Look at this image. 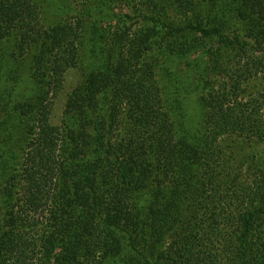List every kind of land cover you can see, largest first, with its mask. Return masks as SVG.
<instances>
[{"label":"trees","instance_id":"trees-1","mask_svg":"<svg viewBox=\"0 0 264 264\" xmlns=\"http://www.w3.org/2000/svg\"><path fill=\"white\" fill-rule=\"evenodd\" d=\"M171 1L186 12L199 4L191 29L222 37L239 27L264 53V0ZM42 14L38 0H0V43L9 37L18 53L38 51L18 69L45 89L13 107L26 145L2 129L0 264H264V86L243 95L264 76V56H248L230 85L211 87L192 123L186 90L160 93L152 73L132 66L139 46L122 39L133 52L125 73L103 66L77 81L54 125L48 96L81 61L85 29L45 28ZM148 36L141 43L152 52ZM110 121H118L116 143Z\"/></svg>","mask_w":264,"mask_h":264},{"label":"rangeland","instance_id":"rangeland-1","mask_svg":"<svg viewBox=\"0 0 264 264\" xmlns=\"http://www.w3.org/2000/svg\"><path fill=\"white\" fill-rule=\"evenodd\" d=\"M155 1L159 9H156L150 0H38L43 11L40 19L45 28L71 23L77 28L78 22L85 29L80 45L81 61L75 69L65 72L63 83L59 85L57 93L48 96V100L52 101L51 121L54 125H61L69 94L72 93L77 81L82 82L86 77L94 76L103 66H108L112 70L115 65L116 67L119 65V74L125 73L127 69L125 61L126 59L131 61L133 52L127 42H120L122 39H134L133 44L139 46L142 56L132 66L136 65V72L152 73L160 93L166 92L171 96L174 90H186L188 93L186 108L192 123L199 118L201 100L207 96L211 87L216 88L225 82L230 85L232 81L229 78H234L233 73L241 72L248 56H264V53L256 50L260 40L255 41L244 36L242 28L223 29L222 37L215 35L207 37L205 31L191 29V23L194 21L192 14L202 15L199 4H195L194 8L191 6L190 12L183 10L180 12L174 8L175 3L171 0ZM168 24L169 26H166ZM207 28L206 26L205 29ZM154 31L159 33L154 34ZM13 32L11 30L10 33ZM29 34L32 35V32ZM146 35H150L148 41L153 48L152 52L144 50L147 41L143 45L141 43ZM7 39L0 43V141L2 142L3 129L8 135L14 136V139H21L23 145L25 141L26 145L27 135L20 132L23 126L22 124L19 126V119L15 116L13 107L34 98L41 90L45 92V89L41 85L39 87L34 85L35 82L28 77L27 68L18 69L19 62H23L26 67L32 66L36 61L32 55L38 51L32 50L27 55L18 53L14 41L9 37ZM29 42L26 40V44ZM181 44L189 48L186 56H180L177 50L174 51V48ZM260 46L264 47V44ZM243 47L246 55L242 53ZM49 61L44 60L46 63H43L42 72L46 75L45 79L53 82L56 74ZM226 68L229 69L227 72L229 74L225 73ZM247 85L249 92L246 93L245 90L243 94L245 99L249 93H255L264 86L263 73L259 72L256 79L250 80ZM164 86H168L169 91H164L162 89ZM49 97L55 98L51 100ZM100 103L102 102L97 104L98 107ZM103 105L108 106L107 103ZM120 106L122 105H118V110H121ZM115 118L121 119V114L113 117ZM118 121H114L113 124L112 121L106 122L111 124L113 130L111 143H116L115 141L121 137L118 133ZM76 122L81 123V119L78 118ZM92 128H89V133H92ZM11 148L18 154H23L16 144ZM130 237L132 236L126 234L124 242H129Z\"/></svg>","mask_w":264,"mask_h":264}]
</instances>
